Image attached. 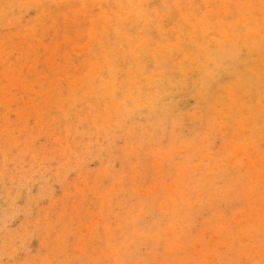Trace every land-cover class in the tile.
Masks as SVG:
<instances>
[{"label":"rangeland","instance_id":"1","mask_svg":"<svg viewBox=\"0 0 264 264\" xmlns=\"http://www.w3.org/2000/svg\"><path fill=\"white\" fill-rule=\"evenodd\" d=\"M263 1L0 0V264H264Z\"/></svg>","mask_w":264,"mask_h":264},{"label":"bare ground","instance_id":"2","mask_svg":"<svg viewBox=\"0 0 264 264\" xmlns=\"http://www.w3.org/2000/svg\"><path fill=\"white\" fill-rule=\"evenodd\" d=\"M166 1H167V0H166ZM201 1H203V0H201ZM121 2H122V1H121ZM136 2H137V1H136ZM184 2H185V1H184ZM210 2H211V1H210ZM219 2H220V1H219ZM263 2H264V1H263ZM128 3H130V2H128ZM138 3H140V1H139ZM152 3H153V2H152ZM179 3H180V2H179ZM207 3H208V2H207ZM221 3H222V2H221ZM227 3H228V2H227ZM229 3H230V2H229ZM245 3H247V2H245ZM133 4H134V3H133ZM140 4H141V3H140ZM223 4H224V3H223ZM235 4H236V3H235ZM240 4H241V3H240ZM255 4H256V3H255ZM108 5H109V4H108ZM141 5H142V4H141ZM143 5H144V4H143ZM158 5H159V4H158ZM177 5H178V4H177ZM183 5H184V4H183ZM206 5H207V4H206ZM206 5H205V6H206ZM216 5H217V4H216ZM228 5H229V4H228ZM252 5H253V4H252ZM263 5H264V4H263ZM263 5H262V7H263ZM134 6H135V5H134ZM162 6H163V5H162ZM175 6H176V5H175ZM212 6H213V5H212ZM226 6H227V5H226ZM243 6H244V5H243ZM257 6H259V5H257ZM136 7H137V6H136ZM163 7H164V6H163ZM180 7H181V6H180ZM199 7H200V6H199ZM208 7H209V6H208ZM238 7H239V5H238ZM125 8H127V7H125ZM132 8H133V7H132ZM205 8H206V7H205ZM117 9H118V8H117ZM133 9H134V8H133ZM139 9H140V8H139ZM142 9H143V8H142ZM176 9L178 10V8H176ZM206 9H207V8H206ZM215 9H216V8H214L213 11H216ZM115 10H116V9H115ZM156 10H157V9H156ZM168 10H169V9H168ZM207 10L209 11V8H208ZM207 10H206V11H207ZM220 10H222V9L220 8ZM259 10H260V9H259ZM262 10H264V8H263ZM262 10H261V11H262ZM166 11H167V10H166ZM193 11H194V10H193ZM199 11H200V10H199ZM208 11H207V12H208ZM218 11H219V10H218ZM234 11H235V10H234ZM255 11H256V10H255ZM129 12H130V11H129ZM146 12H147V11H146ZM167 12H168V11H167ZM178 12H179V11H178ZM236 12H237V11H236ZM238 12H239V11H238ZM250 12H251V10H250ZM122 13H123V12H122ZM157 13H158V12H157ZM165 13H166V12H165ZM183 13H184V12H183ZM216 13H217V12H216ZM222 13H223V12H222ZM119 14H121V13L119 12ZM131 14H132V13H131ZM143 14H145V13L143 12ZM153 14H154V13H153ZM177 14H178V13H177ZM179 14H180V13H179ZM224 14H225V13H224ZM257 14H258V12H257ZM261 14H262V12H261ZM138 15H139V14H138ZM141 15H142V14H141ZM155 15H156V14H155ZM263 15H264V13H263ZM144 16H145V15H144ZM204 16H207V15H204ZM223 16H224V15H223ZM225 16H226V15H225ZM238 16H239V15H238ZM261 16H262V15H261ZM164 17H165V16H164ZM209 17H210V16H209ZM149 18H151V17H149ZM177 18H178V17H177ZM177 18H176V19H177ZM256 18H257V17H256ZM135 19H136V17H135ZM217 19H218V18H217ZM217 19H216V21H217ZM253 19H254V17H253ZM258 19H259V18H258ZM258 19H257V20H258ZM122 20H123V19H122ZM133 20H134V17H133ZM143 20H144V19H143ZM148 20H149V19H148ZM148 20H147V21H148ZM152 20H153V19H152ZM158 20H160V19H158ZM181 20H183V19H181ZM249 20H250V19H249ZM254 20H255V19H254ZM263 20H264V19H263ZM104 21H105V19H104ZM104 21H103V22H104ZM134 21H135V20H134ZM160 21H161V20H160ZM186 21H187V20H186ZM204 21H205V20H204ZM214 21H215V20H214ZM242 21H243V20H242ZM246 21H247V20H246ZM251 21H252V16H251ZM251 21H250V22H251ZM219 22H220V21H219ZM254 22H255V21H254ZM258 22H259V20H258ZM105 23H106V22H104V24H105ZM140 23H141V22H140ZM148 23H149V22H148ZM256 23H257V22H255V24H256ZM259 23H260V22H259ZM263 23H264V22H263ZM104 24H103V25H104ZM136 24L139 25L138 23H136ZM174 24H175V23H174ZM198 24H199V21H198ZM198 24H197V25H198ZM201 24H204V23H201ZM245 24H246V23H245ZM247 24H248V23H247ZM105 25H106V24H105ZM150 25H151V24H150ZM219 25L222 26V24H220V23H219ZM256 25H257V24H256ZM259 25H260V24H259ZM261 25H262V23H261ZM133 26H134V25H133ZM143 26H144V25H143ZM147 26H148V25H147ZM154 26H156V25H154ZM173 26H174V25H173ZM194 26H196V25H194ZM221 26H220V27H221ZM108 27H109V25H108ZM124 27H125V26H124ZM130 27H131V26H130ZM171 27H172V26H171ZM220 27H218V28L221 29ZM222 27H223V26H222ZM128 28H129V27H128ZM152 28H153V27H152ZM176 28H177V27H176ZM202 28H203V27H202ZM224 28H225V27H224ZM249 28H250V27H248V29H249ZM129 29H131V28H129ZM144 29H145V28H144ZM196 29H197V27H196ZM203 29H204V28H203ZM219 29H217V31H219ZM222 29H223V28H222ZM120 30H121V29H120ZM120 30H119V31H120ZM200 30H201V29H200ZM262 30H263V29H262ZM141 31H142V29H141ZM153 31H154V30H153ZM153 31H152V32H153ZM157 31H158V29H157ZM172 31H174V28H173ZM206 31H207V30H206ZM122 32H123V31H122ZM129 32H130V31H129ZM145 32H146V31H145ZM158 32H159V31H158ZM158 32H157V33H158ZM166 32H168V31H166ZM182 32H183V31H182ZM204 32H205V31H204ZM227 32H228V31H227ZM227 32H226V33H227ZM247 32H249V31L247 30ZM116 33H117V32H116ZM130 33H131V32H130ZM168 33H169V32H168ZM171 33H172V32H171ZM171 33H169V34L171 35ZM245 33H246V32H245ZM262 33H263V32H262ZM195 34H196V32H195ZM220 34H221V33H220ZM242 34H243V33H242ZM132 35H133V34H132ZM157 35H158V34H157ZM172 35H174V34H172ZM120 36H121V34H120ZM141 36H142V34H141ZM161 36H162V35H161ZM174 36H175V35H174ZM183 36H184V35H183ZM187 36H189V35H187ZM231 36H232V35H231ZM231 36H230V37H231ZM260 36H261V34H260ZM121 37H122V36H121ZM132 37H133V36H132ZM158 37H159V36H158ZM164 37H165V36H164ZM166 37H167V34H166ZM234 37H235V36H234ZM234 37H233V38H234ZM258 37H259V36H258ZM258 37H257L256 39H259ZM151 38H152V37H151ZM169 38H171V37H169ZM184 38H185V37H184ZM184 38H182V39H184ZM220 38H221V37H220ZM225 38H226V37H225ZM237 38H238V37H237ZM245 38H246V36H245ZM254 38H255V37H254ZM123 39H124V38H123ZM136 39H137V38H136ZM159 39H160V38H159ZM162 39H163V38H162ZM212 39H213V38H212ZM231 39H232V38H231ZM240 39H241V38H240ZM251 39H253V38H251ZM262 39H263V38H262ZM179 40H180V39H179ZM203 40H204V39H203ZM209 40H210V39H209ZM216 40H217V39H216ZM229 40H230V39H229ZM204 41H205V40H204ZM210 41H212V40H210ZM214 41H215V40H214ZM239 41H241V40H239ZM248 41H249V40H248ZM256 41H257V40H256ZM261 41H262V40H261ZM150 42H151V40H150ZM166 42H167V41H166ZM169 42H170V41H169ZM185 42H186V41L184 40V43H185ZM216 42H217V41H216ZM228 42H229V41H228ZM258 42H259V40H258ZM263 42H264V41H263ZM263 42H262V43H263ZM124 43H125V42H124ZM138 43H139V42H138ZM151 43H152V42H151ZM180 43H183V42H180ZM201 43H202V41H201ZM206 43H207V42H206ZM212 43H213V42H212ZM212 43H211V44H212ZM247 43H249V42H247ZM132 44H134V43H132ZM149 44H150V43H149ZM158 44H159V42H158ZM169 44H170V43H169ZM169 44H168V45H169ZM174 44H175V42H174ZM190 44H192V42H191ZM199 44H200V43H199ZM202 44H203V43H202ZM236 44H237V43H236ZM260 44H261V43H260ZM126 45H127V44H126ZM139 45H140V44H139ZM179 45H180V44H179ZM179 45H178V46H179ZM187 45H188V44H187ZM218 45H219V44H218ZM263 45H264V44H263ZM146 46H147V45H146ZM158 46H159V45H158ZM199 46H200V45H199ZM203 46H204V45H203ZM214 46H215V45H214ZM220 46H221V45H220ZM220 46H219V47H220ZM226 46L228 47V45H226ZM240 46H241V45H240ZM130 47H131V46H130ZM156 47H157V45H156ZM164 47H165V46H164ZM184 47H185V46H184ZM200 47H201V46H200ZM219 47H218V48H219ZM232 47H233V46H232ZM235 47H237V46L235 45ZM134 48H135V47H134ZM150 48H151V47H150ZM177 48H178V47H177ZM242 48H243V47L241 46V49H242ZM250 48H252V47H250ZM250 48H249V49H250ZM253 48H254V47H253ZM129 49H130V48H129ZM137 49H138V48H137ZM137 49H136V50H137ZM142 49H144V48H142ZM148 49H149V48H148ZM201 49H202V48H201ZM201 49H200V50H201ZM225 49H226V48H225ZM227 49H229V48H227ZM227 49H226V50H227ZM230 49H231V48H230ZM230 49H229V50H230ZM239 49H240V47H239ZM255 49H257V48H255ZM255 49H250L249 52H250L251 50H255ZM263 49H264V48L262 47V50H263ZM116 50H117V49H116ZM176 50H177V49H176ZM186 50H187V49H186ZM195 50H196V49H195ZM216 50H217V49H216ZM220 50H221V49H220ZM245 50H246V49H245ZM247 50H248V48H247ZM114 51H115V50H114ZM114 51H113V52H114ZM146 51H148V50H146ZM155 51H156V50H155ZM196 51H197V50H196ZM202 51H203V49H202ZM212 51H213V50H212ZM233 51H234V50H233ZM235 51H236V50H235ZM243 51H244V50H243ZM263 51H264V50H263ZM132 52H133V51H132ZM140 52H141V51H140ZM143 52H144V50H143ZM173 52H174V51H173ZM189 52H190V51H189ZM198 52H199V51H198ZM205 52H206V51H205ZM216 52H217V51H216ZM222 52H223V51H222ZM224 52H225V51H224ZM238 52H239V51H238ZM166 53H167V52H166ZM174 53H175V52H174ZM200 53H201V52H200ZM200 53H199V54H200ZM207 53H208V52H206V54H207ZM231 53H232V51H231ZM233 53H234V52H233ZM235 53H236V52H235ZM235 53H234V55H235ZM244 53L247 54V52H244ZM114 54H115V53H114ZM119 54H120V53H119ZM119 54H118V55H119ZM122 54H123V53H122ZM135 54H136V53H135ZM144 54H145V53H144ZM147 54H148V53H147ZM159 54H160V53H159ZM177 54H178V53H177ZM226 54H227V53H226ZM239 54H240V53H239ZM260 54H261V53H260ZM123 55H124V54H123ZM129 55H130V54H129ZM187 55H189L188 52H187ZM187 55H186V56H187ZM202 55H203V54H202ZM243 55H244V54H243ZM254 55H255V54H254ZM124 56H125V55H124ZM135 56H136V55H135ZM137 56H138V55H137ZM164 56H165V55H164ZM182 56H183V55H182ZM182 56H181V57H182ZM198 56H199V55H198ZM204 56H205V55H204ZM220 56H221V55H220ZM222 56H223V55H222ZM248 56H249V55H248ZM256 56H257V57H258V56H262V57H264V55H259V54L256 55ZM166 57H167V56H166ZM226 57H227V56H226ZM233 57H234V56H233ZM113 58H114V57H113ZM123 58H124V57H123ZM123 58H122V59H123ZM152 58H153V57H152ZM198 58H199V57H198ZM208 58H209V57H208ZM211 58H212V57H211ZM248 58H249V57H248ZM248 58H247V59H248ZM253 58H255V57H253ZM253 58H252V60H253ZM118 59H119V58H118ZM129 59H130V58H129ZM129 59H128V60H129ZM132 59H133V58H132ZM188 59H189V58H188ZM190 59H191V58H190ZM216 59H217V58H216ZM219 59H220V58H219ZM231 59H233V58H231ZM237 59H238V58H237ZM198 60H199V59H198ZM234 60H235V59H233V61H234ZM249 60H250V58H249ZM133 61H134V60H133ZM133 61H132V62H133ZM156 61H158V60H156ZM188 61H189V60H188ZM209 61H210V59H209ZM226 61L228 62V60H226ZM226 61H225V62H226ZM250 61H251V60H250ZM167 62H168V61H167ZM213 62H214V61H213ZM148 63H149V62H148ZM209 63H210V62H209ZM220 63H221V62H220ZM239 63H241V62H239ZM136 64H137V63H136ZM221 64H222V63H221ZM232 64H233V63H232ZM237 64H238V62H237ZM156 65H157V63H156ZM156 65H155V66H156ZM178 65H179V64H178ZM212 65H213V64H212ZM241 65H242V64H241ZM250 65H251V64H250ZM250 65L248 66L249 68H250ZM254 65H255V64H254ZM138 66H139V65H138ZM232 66H233V65H232ZM255 66H256V65H255ZM136 67H137V66H136ZM156 67H157V66H156ZM214 67H215V66H214ZM236 67H237V65H236ZM199 68H201V67H199ZM205 68H206V66H205ZM217 68H218V66H217ZM229 68H230V67H229ZM254 68H255V67H254ZM254 68H253V69H254ZM135 69H136V68H135ZM220 69H221V68H220ZM223 69L225 70V68H223ZM226 69H227V68H226ZM245 69H246V68H245ZM250 69H251V68H250ZM262 69H264V67H263ZM199 70H200V69H199ZM202 70H203V69H202ZM205 70H206V69H205ZM137 71H138V70H137ZM141 71H142V68H141ZM231 71H232V70H231ZM241 71H242V70H241ZM255 71H256V70H255ZM151 72H152V71H151ZM162 72H163V71H162ZM184 72H185V71H183V73H184ZM205 72H206V71H205ZM229 72H230V71H229ZM131 73H132V71H131ZM171 73H172V72H171ZM191 73H192V72H191ZM191 73H189V74H191ZM195 73H196V72H195ZM209 73H210V72H209ZM242 73H247V72H242ZM258 73H259V72H258ZM263 73H264V72H263ZM132 74H133V73H132ZM153 74H154V73H153ZM160 74H161V72H160ZM172 74H173V73H172ZM189 74H187V75H189ZM197 74H198V72H197ZM200 74H201V73H200ZM211 74H212V73H211ZM214 74H215V73H214ZM229 74H230V73H229ZM233 74H234V73H233ZM255 74H256V73H255ZM133 75H134V74H133ZM140 75H141V74H140ZM147 75H148V74H147ZM147 75H146V76H147ZM150 75H151V74H150ZM234 75H235V74H234ZM256 75H257V74H256ZM131 76H132V75H131ZM142 76H143V75H142ZM158 76H159V75H158ZM192 76H193V75H192ZM211 76H212V75H211ZM214 76H215V75H214ZM231 76H232V75H231ZM235 76H236V75H235ZM249 76H250V75H249ZM257 76H258V75H257ZM262 76H263V75H262ZM262 76H261V77H262ZM148 77H149V75H148ZM188 77H190V76H188ZM202 77H203V76H202ZM252 77H253V76H252ZM156 78H157V77H156ZM185 78H187V77H185ZM195 78H196V77H195ZM203 78H204V77H203ZM211 78H212V77H211ZM214 78H215V77H214ZM235 78H238V77L236 76ZM243 78H244V77H243ZM253 78H254V77H253ZM255 78H256V77H255ZM138 79H139V78H138ZM138 79L136 78V80H138ZM154 79H155V78H154ZM205 79H207V78H205ZM139 80L141 81L142 79H139ZM146 80H147V79H146ZM150 80H151V78H150ZM150 80H149V81H150ZM161 80H162V79H161ZM161 80H160V81H161ZM167 80H168V79H167ZM198 80H199V79H198ZM207 80H208V79H207ZM233 80H234V79H232L231 82H233ZM154 81H155V80H154ZM201 81H202V80H201ZM210 81H211V80H210ZM210 81H209V82H210ZM235 81H236V80H235ZM262 81H263V80H262ZM168 82H169V81H168ZM231 82H230V83H231ZM237 82H238V81H237ZM263 82H264V81H263ZM144 83H145V82H144ZM144 83H143V85H144ZM153 83H154V82H153ZM194 83H195V82H194ZM194 83L192 82V84H194ZM210 83H211V82H210ZM212 83H213V82H212ZM216 83H217V82H216ZM135 84H136V83H135ZM205 84H206V83H205ZM234 84H235V83H234ZM252 84H253V83H252ZM118 85H120V84H118ZM118 85H117V86H118ZM125 85H126V84H125ZM125 85H124V86H125ZM130 85H132V84H130ZM177 85H178V84H177ZM200 85H201V84H200ZM207 85H208V84H207ZM241 85H242V84H241ZM121 86H123V85H121ZM137 86H138V85H137ZM168 86H169V85H168ZM168 86H167V87H168ZM227 86H228V85H227ZM125 87H127V86H125ZM139 87H140V86H139ZM141 87H142V86H141ZM147 87H148V86H147ZM224 87H225V86H224ZM230 87H231V86H230ZM246 87H248V86H246ZM118 88H120V87L118 86ZM137 88H138V87H137ZM170 88H172V86H171ZM212 88H213V87H212ZM228 88H229V87H228ZM240 88L242 89V87H240ZM127 89H128V88H127ZM131 89H132V88H131ZM139 89H140V88H139ZM167 89H168V88H167ZM208 89H209V88H208ZM210 89H211V88H210ZM224 89H225V88H224ZM232 89H233V88H232ZM244 89H245V88H244ZM244 89H243V90H244ZM262 89H263V88H262ZM122 90H123V89H122ZM125 90H126V89H125ZM133 90H134V89H133ZM187 90H188V89H187ZM197 90H198V89H197ZM202 90H204V89H202ZM236 90H237V89H236ZM236 90H235V92H236ZM238 90H239V89H238ZM260 90H261V88H260ZM159 91L162 92V90H159ZM164 91H165V90H164ZM200 91H201V90H200ZM200 91H199V92H200ZM205 91H206V90H205ZM207 91H208V90H207ZM126 92H127V91H126ZM165 92H166V91H165ZM173 92H174V91H173ZM229 92H230V91H229ZM252 92H253V91H252ZM151 93H152V92H150V96H151ZM230 93H231V92H230ZM236 93H237V92H236ZM239 93H241V92L239 91ZM258 93H259V92H258ZM155 94H156V93H155ZM168 94H169V93H168ZM183 94H185V93H183ZM215 94H216V93H215ZM227 94H228V93H227ZM261 94H262V93H261ZM156 95H157V94H156ZM181 95H182V94H181ZM181 95L179 94V96H181ZM194 95H195V94H194ZM197 95H198V94H197ZM216 95H217V94H216ZM218 95H219V94H218ZM236 95H238V94H236ZM244 95H245V94H244ZM244 95H243V96H244ZM254 95H255V94H254ZM258 95H259V94H258ZM171 96H172V95H171ZM225 96H226V94H225ZM245 96H246V95H245ZM245 96H244V97H245ZM261 96H262V95H261ZM137 97H138V95H137ZM147 97H148V96H147ZM167 97H168V96H167ZM218 97H219V96H217V98H218ZM237 97H238V96H237ZM237 97H236V98H237ZM248 97H249V95H248ZM256 97H257V96H256ZM143 98H144V97H143ZM229 98H230V97H229ZM238 98H239V97H238ZM246 98H247V97H246ZM246 98H245V99H246ZM128 99H129V98H128ZM144 99H145V98H144ZM208 99H209V97H208ZM222 99H223V98H222ZM245 99H244V100H245ZM249 99H250V98H249ZM130 100H131V99H130ZM205 100H206V99H205ZM214 100H215V99H214ZM239 100H240V99H239ZM242 100H243V99H242ZM258 100H259V99H258ZM260 100H261V99H260ZM260 100H259V101H260ZM136 101H137V100H136ZM136 101H134V102H136ZM201 101H202V100H201ZM217 101H218V100H217ZM220 101H221V99H220ZM246 101H247V100H246ZM259 101H258V103H260ZM141 102H142V101H141ZM224 102H225V101H224ZM238 102H239V101H238ZM249 102H250V101H249ZM254 102H255V101H254ZM254 102H251V103H254ZM125 103H126V102H125ZM144 103H145V102H144ZM150 103H151V102H150ZM150 103H149V104H150ZM152 103H153V102H152ZM202 103H203V102H202ZM217 103H218V102H217ZM244 103H245V102H244ZM127 104H128V103H127ZM130 104H131V101H130ZM211 104H212V103H211ZM213 104H214V103H213ZM218 104H219V103H218ZM235 104H236V103H235ZM237 104H238V103H237ZM239 104H240V103H239ZM239 104H238V105H239ZM247 104H248V103H247ZM261 104H262V103H261ZM133 105H134V104H133ZM138 105H139V103H138ZM138 105H137V106H138ZM216 105H217V104H216ZM238 105H236V106L238 107ZM245 105H246V104H245ZM245 105H244V106H245ZM126 106H128V105H126ZM126 106H125V107H126ZM212 106H213V105H212ZM214 106H215V105H214ZM225 106H226V105H225ZM241 106H242V105H241ZM134 107H135V106H134ZM138 107H139V106H138ZM237 107H236V109H237ZM239 107H240V106H239ZM254 107H255V106H254ZM142 108H143V106H142ZM144 108H145V107H144ZM213 108H214V107H213ZM245 108H246V107H245ZM128 109H129V108H128ZM151 109H153V108H151ZM210 109H211V107H210ZM228 109H229V108H228ZM241 109H242V107H241ZM255 109H256V108H255ZM212 110H213V109H212ZM131 111H132V110H131ZM135 111H136V110H135ZM207 111H208V110H207ZM214 111H215V110H214ZM230 111H231V110H230ZM259 111H260V110H259ZM259 111H258V112H259ZM124 112H125V111H124ZM125 113H126V112H125ZM156 113H157V112H156ZM196 113L198 114L197 111H196ZM212 113H213V112H212ZM219 113H220V112H219ZM239 113H241V112H239ZM130 114H131V113H130ZM220 114H221V113H220ZM244 114H246V112H245ZM260 114H261V112H260ZM262 114H264V113L262 112ZM126 115H127V114H126ZM131 115H132V114H131ZM234 115H235V113H234ZM238 115H240V114L237 113V115H235V116H238ZM250 115H252V113H251ZM211 116H212V115H211ZM216 116H218V115H216ZM216 116H215V117H216ZM242 116H244V115H242ZM218 117H220V116H218ZM238 117H239V116H238ZM248 117H249V116H248ZM212 118H213V117H212ZM220 118H221V117H220ZM250 118H252V117H250ZM123 119H124V118H123ZM128 119H129V118H128ZM213 119H214V118H213ZM234 119H235V118H234ZM234 119H233V120H234ZM243 119H244V118H243ZM252 119H253V118H252ZM132 120H133V119H132ZM214 120H215V119H214ZM247 120H248V118H247ZM249 120H250V119H249ZM210 121H212V119H211ZM210 121H209V122H210ZM221 121H222V119H221ZM221 121H220V122H221ZM210 123H211V122H210ZM234 123H235V122H234ZM241 124H242V123H241ZM158 125H159V124H158ZM211 125H212V124H211ZM214 125H215V124H214ZM261 125H262V124H261ZM223 126H224V122H223ZM220 128H221V127H220ZM220 128H219V129H220ZM216 130H217V129H216ZM239 130H240V129H239ZM242 130H243V129H242ZM211 131H212V129H211ZM143 132H144V131H143ZM220 132H221V131H220ZM220 132H219V133H220ZM239 132H240V131H239ZM241 132H242V131H241ZM135 135H136V133H135ZM206 136H207V135H206ZM233 136H235V135L233 134ZM233 136H232V137H233ZM262 136H263V135H262ZM134 137H135V136H134ZM204 137H205V136H204ZM246 137H247V135H246ZM243 139H245V138H243ZM243 139H242V140H243ZM246 140H248V139H246ZM233 141H234V140H233ZM204 143H205V142H204ZM230 144H231V143H230ZM238 145H239V144H238ZM242 145H243V144H242ZM239 146H240V145H239ZM109 147H110V145H109ZM228 149H229V148H228ZM224 151H225V148H224ZM240 151H241V150H240ZM243 151H244V148H243ZM232 152H233V151H232ZM232 152H231V153H232ZM245 152H246V151H245ZM199 153H200V152H199ZM225 153H226V152H225ZM229 153H230V151H229ZM229 153H228V154H229ZM238 153H239V152H238ZM195 154H196V153H195ZM232 154H233V153H232ZM208 155H209V154H208ZM229 155H230V154H229ZM230 156H231V155H230ZM243 156H244V155H243ZM228 157H229V156H228ZM226 159H227V158H226ZM218 160H219V159H218ZM247 160H248V159H247ZM228 161H231V160H228ZM251 161H252V160H251ZM263 161H264V159H263ZM232 162H233V160H232ZM202 163H203V162H202ZM252 163H254V162H252ZM203 164H204V163H203ZM258 164H259V163H258ZM212 166H213V165H212ZM183 168H184V167H183ZM217 169H218V167H217ZM256 169H257V168H256ZM256 169H255V170H256ZM262 169H263V168H262ZM181 171H182V170H181ZM183 171H184V170H183ZM261 172H262V171H261ZM257 174H258V173H257ZM182 175H183V174H182ZM254 175H255V174H254ZM195 176H196V175H195ZM257 176L259 177V174H258ZM260 176H261V175H260ZM183 177H184V176H183ZM253 177H254V176H253ZM263 177H264V175H263ZM259 178H260V177H259ZM253 180H254V179H253ZM255 181H256V180H255ZM253 182H254V181H253ZM253 184H254V183H253ZM259 186H260V185H259ZM246 187H247V186H246ZM254 188H255V187H254ZM236 189H237V188H236ZM238 190H239V189H238ZM245 190H247V189H245ZM196 191H197V190H196ZM263 200H264V199H263ZM261 204H262V203H261ZM263 210H264V209H263ZM251 214H252V213H251ZM254 215H255V214H254ZM254 215H252V216H254ZM260 216H261V215H260ZM253 220H254V217H253ZM259 221H260V220H259ZM261 221H262V218H261ZM262 223H263V222H262ZM245 224H247V223H245ZM246 226H247V225H246ZM248 226H249V225H248ZM250 229H251V228H250ZM246 230H247V229H246ZM220 232H221V230H220ZM246 232H247V231H246ZM248 232H249V231H248ZM248 232H247V233H248ZM244 233H245V232H244ZM213 240H214V238H213ZM134 242H135V241H134ZM134 242H133V243H134ZM136 243H137V242H136ZM260 254H261V253H260ZM260 254H259V255H260ZM124 255H125V254H124ZM208 259H209V258H208ZM204 260H205V259H204ZM204 262H205V261H204ZM204 262L202 261V264H204ZM205 263H206V262H205Z\"/></svg>","mask_w":264,"mask_h":264}]
</instances>
